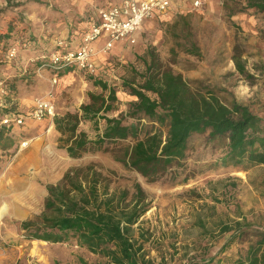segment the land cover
<instances>
[{
    "label": "rangeland",
    "instance_id": "374dc122",
    "mask_svg": "<svg viewBox=\"0 0 264 264\" xmlns=\"http://www.w3.org/2000/svg\"><path fill=\"white\" fill-rule=\"evenodd\" d=\"M105 1L0 0V8L9 7L0 14V34L10 36L1 43L0 109L5 111L0 114L27 115L37 100L46 98L54 102L55 117L78 111L91 102L89 94L108 96L95 85L101 80L117 97L112 110L101 116L132 124L135 121L128 115L137 98L130 88L142 84L155 55L163 68L181 74L195 91L212 94L228 106L246 105L264 118V9L257 7L264 0H200L198 7L189 0L187 7L177 6L167 21L144 23L134 43L119 44L110 52L101 47L96 55L101 62L98 77L65 72L54 83L50 68L39 69L40 55L23 59V52L37 39L32 27L49 31V25L63 17L66 23L77 22ZM14 48L12 59L8 54ZM235 49L242 54L245 76L234 64ZM80 127L93 142L106 122L86 121ZM162 130L166 134L167 127ZM59 137L54 119L27 117L22 125L0 129V264H109L104 256L75 242L26 240L21 230L22 221L43 211L48 185L59 182L71 168L91 164L109 174L114 186L132 192L139 183L146 192L150 210L133 234L138 236L140 228L145 233L144 251L152 264H203L214 256L235 259L246 249L249 237H240L218 254L234 230L251 234L264 229V164L224 165L225 140L211 139L209 130L192 133L183 157L174 159L153 182L116 159L134 144V138L107 142L101 149L92 144L74 159L60 147ZM23 142H28L26 148ZM225 225L230 226L227 232Z\"/></svg>",
    "mask_w": 264,
    "mask_h": 264
},
{
    "label": "trees",
    "instance_id": "16d2710c",
    "mask_svg": "<svg viewBox=\"0 0 264 264\" xmlns=\"http://www.w3.org/2000/svg\"><path fill=\"white\" fill-rule=\"evenodd\" d=\"M257 7L264 9V4ZM7 8H0V14ZM9 38L0 34V53L1 43ZM151 56L142 84L130 88L137 98L128 115L134 123L101 116V112L112 110V103L117 100L116 92L101 80L95 85L108 91L107 97L91 93L90 103L54 118L55 129L60 134L58 143L71 158H81L92 144L101 149L107 142L134 138V144L127 146L123 156L116 159L153 182L167 171L174 159L183 157L192 133L209 130L211 139L225 140L224 165L264 164V118L246 105L228 106L212 94L195 91L181 74L163 68L158 58ZM233 61L237 71L245 76V64L237 49ZM9 113H1L0 117ZM101 119L106 127L92 142L80 125L86 121L98 124ZM143 121L149 122L151 128ZM11 127L1 125L0 129ZM162 127H167L166 134ZM47 192L43 211L21 222L26 240L75 242L82 249L104 256L109 264H152L144 251L145 233L140 228L138 236L133 234L134 227L150 210V201L139 183L134 184L132 192L114 186L109 174L91 164L67 170L59 182L47 186ZM229 230L230 226H223L224 232ZM240 237H249V241L237 258L214 256L203 264H264V229L250 234L237 228L218 254L225 253Z\"/></svg>",
    "mask_w": 264,
    "mask_h": 264
},
{
    "label": "built area",
    "instance_id": "2783aa9c",
    "mask_svg": "<svg viewBox=\"0 0 264 264\" xmlns=\"http://www.w3.org/2000/svg\"><path fill=\"white\" fill-rule=\"evenodd\" d=\"M176 0H119V2L102 6L88 14L82 22L80 31L81 42L77 49H62L64 39L55 40L56 49L42 57L43 67L50 68L54 74V83L59 75L65 72L81 71L85 74L96 76L98 67L95 57L100 50L95 44L103 42L101 51L110 52L120 43L132 44L135 35L143 23L155 15H165ZM200 0L192 2L193 7H198ZM17 52V51H16ZM8 57H15V48L9 52ZM56 116L54 102L50 98L37 100L32 110L27 115L11 114L4 116L1 125H22L27 117L37 121L53 120ZM28 142L22 143L26 148Z\"/></svg>",
    "mask_w": 264,
    "mask_h": 264
},
{
    "label": "crops",
    "instance_id": "0c3cea01",
    "mask_svg": "<svg viewBox=\"0 0 264 264\" xmlns=\"http://www.w3.org/2000/svg\"><path fill=\"white\" fill-rule=\"evenodd\" d=\"M65 1L66 0H64V2ZM117 2H119V0H106L105 3H103V4L100 3V5L104 7V6H109V5L115 4ZM188 2H189V0H176L172 4V6L169 8L168 12L165 15H155L154 17H152L150 19H158L161 21H167L166 18L170 17V15L173 13V11L176 10L177 6H180L182 4L183 5L182 7L185 8L188 6ZM89 11H88V14L92 15L95 10H92L90 13H89ZM86 16L87 15H83L82 18L79 19L77 22L73 21L71 23H70V21H68L66 23L64 17L60 18L59 22L56 20L55 23H51L49 25V28H50L49 31L46 30L47 27L46 28H41L40 26L39 27L38 26L32 27L31 32H33V36L36 37L37 39L34 41V43H32V45L30 46L29 49H27L23 52V54H22L23 59L26 58V56H28L26 58L28 60L32 57L37 56V55H40V57H44V56L48 55L49 52L56 49L55 40L57 38L64 39V47L62 49H65V50L77 49L80 45V42H81L80 31L83 29V26H84V22H82V20H84V18ZM150 19H148V20H150ZM148 20H146L144 23H146ZM59 26H60V28H58ZM102 44H103L102 41L97 42L95 44L96 49L100 50V48L103 46ZM120 44L124 46L127 43H120ZM16 58L18 59V61L16 59V63L17 62L20 63V59L18 57H16ZM95 58H96L95 63L97 65V67H100L101 66L100 60H98L97 57H95ZM23 64L27 65L28 62H22L21 65H23ZM37 64H39L41 66V67H39L40 70L44 69L42 66L43 65L42 58H41L40 62H38ZM49 120L51 122H53V120H51V119H49Z\"/></svg>",
    "mask_w": 264,
    "mask_h": 264
}]
</instances>
